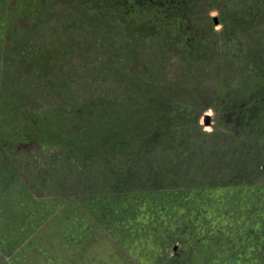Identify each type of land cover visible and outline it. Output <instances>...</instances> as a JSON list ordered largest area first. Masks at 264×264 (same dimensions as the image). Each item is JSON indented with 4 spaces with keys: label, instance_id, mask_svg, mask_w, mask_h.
<instances>
[{
    "label": "rangeland",
    "instance_id": "1",
    "mask_svg": "<svg viewBox=\"0 0 264 264\" xmlns=\"http://www.w3.org/2000/svg\"><path fill=\"white\" fill-rule=\"evenodd\" d=\"M6 8L0 264H264V0Z\"/></svg>",
    "mask_w": 264,
    "mask_h": 264
},
{
    "label": "trees",
    "instance_id": "2",
    "mask_svg": "<svg viewBox=\"0 0 264 264\" xmlns=\"http://www.w3.org/2000/svg\"><path fill=\"white\" fill-rule=\"evenodd\" d=\"M7 0H0V62L3 60V54L7 52L10 53V46H6L5 44V36H6V24H7ZM9 60V59H8ZM2 73L1 64H0V74ZM9 152L8 149L5 150V154ZM7 160V156L0 157V165L3 164ZM8 163V162H7Z\"/></svg>",
    "mask_w": 264,
    "mask_h": 264
},
{
    "label": "clouds",
    "instance_id": "3",
    "mask_svg": "<svg viewBox=\"0 0 264 264\" xmlns=\"http://www.w3.org/2000/svg\"><path fill=\"white\" fill-rule=\"evenodd\" d=\"M210 15L215 16V15H217V13H216L215 11H213V12L210 13ZM207 114H208V115H212V110L209 109ZM201 122H202V121H201ZM205 131H206V132H211L212 129H211V128H206Z\"/></svg>",
    "mask_w": 264,
    "mask_h": 264
}]
</instances>
